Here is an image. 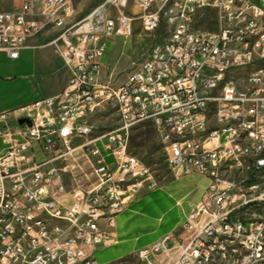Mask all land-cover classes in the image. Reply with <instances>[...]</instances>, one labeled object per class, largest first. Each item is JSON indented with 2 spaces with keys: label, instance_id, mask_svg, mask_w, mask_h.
<instances>
[{
  "label": "built area",
  "instance_id": "1",
  "mask_svg": "<svg viewBox=\"0 0 264 264\" xmlns=\"http://www.w3.org/2000/svg\"><path fill=\"white\" fill-rule=\"evenodd\" d=\"M7 3L0 53L18 60L55 30L67 82L0 112V264H101L94 251L112 245L126 201L159 186L130 150L140 125L173 171L208 185L180 230L135 256L264 264V0H101L76 21L72 0ZM135 21L160 38L123 83L104 80L108 44ZM108 104L118 120L99 134L89 120Z\"/></svg>",
  "mask_w": 264,
  "mask_h": 264
},
{
  "label": "rangeland",
  "instance_id": "2",
  "mask_svg": "<svg viewBox=\"0 0 264 264\" xmlns=\"http://www.w3.org/2000/svg\"><path fill=\"white\" fill-rule=\"evenodd\" d=\"M21 1L8 0L5 8L18 6ZM72 1L75 8L73 19L76 21L85 17L101 0ZM136 12L140 13V10L136 9ZM206 27L213 28L211 24ZM55 34L56 31L51 30L40 36L39 47L36 50L29 48L23 50L18 60H11L0 53V112L32 104V101L41 97L55 95L66 84L67 73L53 49L48 46ZM160 35L161 31L147 32L141 21H135L133 34L129 39L123 40L125 43L117 41L112 50L111 43L108 44L107 51H111L102 69L103 79L112 80L115 84L123 83L133 71L134 64L145 56ZM26 111L24 110L22 114ZM117 120L116 109L108 104L97 110L89 121L95 127V131L101 134L114 126ZM130 150L146 163L159 185L173 178V169L168 163L166 149L150 125H140L133 130ZM205 186L206 182L197 184L194 193L200 194ZM116 264L144 263L134 255L125 263Z\"/></svg>",
  "mask_w": 264,
  "mask_h": 264
},
{
  "label": "crops",
  "instance_id": "3",
  "mask_svg": "<svg viewBox=\"0 0 264 264\" xmlns=\"http://www.w3.org/2000/svg\"><path fill=\"white\" fill-rule=\"evenodd\" d=\"M117 41L125 43L121 38H113L110 41L111 50ZM111 50L107 51L104 64ZM58 60L63 67L59 58ZM173 174V178L156 189L143 191L126 201L124 209L117 216L112 245L97 248L94 251V256L99 263H125L135 255L138 249L149 246L184 226L186 217L202 200L208 181L197 175L183 177L178 170H174ZM203 182H206L204 190L196 195L194 193L195 186Z\"/></svg>",
  "mask_w": 264,
  "mask_h": 264
},
{
  "label": "water",
  "instance_id": "4",
  "mask_svg": "<svg viewBox=\"0 0 264 264\" xmlns=\"http://www.w3.org/2000/svg\"><path fill=\"white\" fill-rule=\"evenodd\" d=\"M24 122H27V120H26V119H21V120L19 121L20 124H23Z\"/></svg>",
  "mask_w": 264,
  "mask_h": 264
}]
</instances>
